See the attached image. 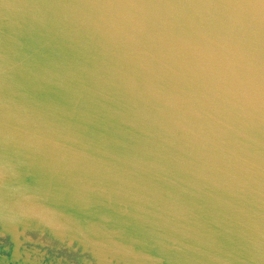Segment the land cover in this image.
<instances>
[{
  "label": "water",
  "instance_id": "obj_1",
  "mask_svg": "<svg viewBox=\"0 0 264 264\" xmlns=\"http://www.w3.org/2000/svg\"><path fill=\"white\" fill-rule=\"evenodd\" d=\"M34 234L264 264V0H0V237Z\"/></svg>",
  "mask_w": 264,
  "mask_h": 264
},
{
  "label": "flooded vegetation",
  "instance_id": "obj_2",
  "mask_svg": "<svg viewBox=\"0 0 264 264\" xmlns=\"http://www.w3.org/2000/svg\"><path fill=\"white\" fill-rule=\"evenodd\" d=\"M19 239L23 238L20 237ZM14 250L18 259L27 257L29 264H77L75 260L66 263L62 256L65 253L75 256L74 251L55 242L48 244L43 236H36L35 234L30 235L28 240L26 239L24 243L17 245L16 248H14V244L8 236L0 237V260L2 257L8 258ZM0 264H2L1 261Z\"/></svg>",
  "mask_w": 264,
  "mask_h": 264
},
{
  "label": "rangeland",
  "instance_id": "obj_3",
  "mask_svg": "<svg viewBox=\"0 0 264 264\" xmlns=\"http://www.w3.org/2000/svg\"><path fill=\"white\" fill-rule=\"evenodd\" d=\"M62 256H63V258H64L65 260H67V261H69V262H72V260H73V255H72V254L65 253V254H63Z\"/></svg>",
  "mask_w": 264,
  "mask_h": 264
},
{
  "label": "bare ground",
  "instance_id": "obj_4",
  "mask_svg": "<svg viewBox=\"0 0 264 264\" xmlns=\"http://www.w3.org/2000/svg\"><path fill=\"white\" fill-rule=\"evenodd\" d=\"M23 242H25V241H23ZM23 242H21V243H23ZM57 248H58V247H57ZM65 262L67 263V260H65ZM27 264H29V262H28Z\"/></svg>",
  "mask_w": 264,
  "mask_h": 264
}]
</instances>
